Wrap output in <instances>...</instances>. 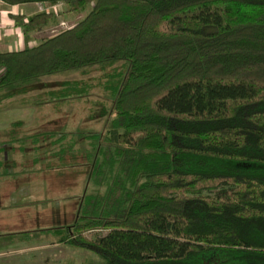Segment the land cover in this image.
<instances>
[{"label": "trees", "instance_id": "trees-1", "mask_svg": "<svg viewBox=\"0 0 264 264\" xmlns=\"http://www.w3.org/2000/svg\"><path fill=\"white\" fill-rule=\"evenodd\" d=\"M1 1L91 8L0 52V108L42 76L120 63L103 85L111 118L85 150L95 191L58 242L94 253L86 264H264V0ZM56 16L10 17L28 39Z\"/></svg>", "mask_w": 264, "mask_h": 264}, {"label": "rangeland", "instance_id": "rangeland-1", "mask_svg": "<svg viewBox=\"0 0 264 264\" xmlns=\"http://www.w3.org/2000/svg\"><path fill=\"white\" fill-rule=\"evenodd\" d=\"M61 7L56 22L38 31L36 37L43 39L73 25L87 13L91 4L73 16H66L64 6ZM113 67L93 66L42 76L12 102L10 100L11 103L4 102L10 104L0 108V147H4V152L0 153V181L16 176L14 197L7 203L12 224L0 229V249L43 246L29 252L15 251L10 263L86 264L96 258L88 250L59 243L54 229L73 225L85 194L95 191L89 179L85 150L91 147L88 137L104 133L111 118L112 96L103 85L107 75L120 68V63ZM64 81L85 83L88 91L79 97H61L58 90ZM102 112H106L105 117H101ZM15 193L28 195L15 198ZM20 205L25 206L26 211H18ZM105 233V230H92L85 235L96 238Z\"/></svg>", "mask_w": 264, "mask_h": 264}, {"label": "crops", "instance_id": "crops-1", "mask_svg": "<svg viewBox=\"0 0 264 264\" xmlns=\"http://www.w3.org/2000/svg\"><path fill=\"white\" fill-rule=\"evenodd\" d=\"M61 6H64L63 3H59L53 7L46 8L43 4L41 3H24V4H17V5H8L0 0V52H8V51H16V50H21L26 47H31L37 43L40 42L41 39L39 37H36L39 32H42L46 28H43L42 30L34 31L33 33H30L29 38L26 39L21 28L18 26H15L13 19L10 17L12 14L14 15H24L25 19H28L31 15L39 13L41 11L45 10H51L55 12L56 14L58 11H60L59 8H63ZM65 8V6H64ZM58 15V14H57ZM67 16V15H66ZM60 18V17H59ZM61 23H63L61 21ZM65 23H63L64 25ZM59 25L60 22H59ZM71 26V25H70ZM35 34V35H34ZM3 69L0 67V74L2 73ZM15 97L9 99L8 101L12 102V100ZM8 102V103H9ZM10 102V103H11ZM7 103V104H8ZM9 103V104H10ZM3 104V107H5ZM17 124L21 125L22 122H16ZM15 123V124H16ZM8 129V128H7ZM11 129V128H10ZM7 132L10 130H6ZM4 152V147H0V153ZM7 159V158H6ZM1 160H0V165H1ZM19 165L15 166V169H18ZM20 171H17L19 173ZM16 177V176H15ZM15 177H8L4 178L3 180L0 181V229H7L6 227L8 224H12V221L9 220V215L7 214L8 212V199L11 197H14V184H15ZM39 187V186H37ZM36 188V186H34ZM37 193L38 191L35 190ZM28 195L25 193H15V198H18L20 196ZM18 211L21 213L23 211H26L25 206L20 205ZM23 210V211H22ZM5 214L7 217H3L2 215ZM21 218V215H19ZM11 219V217H10ZM7 232V231H6ZM55 243V242H54ZM57 244V243H55ZM59 244V243H58ZM42 246V244H33L32 246H26V247H20L16 250L10 249L9 251L1 250L0 249V264H13L10 263V260L14 259L15 255H11L12 253H15V251L22 252L24 250L33 251V250H39ZM17 255V254H16ZM20 256V255H19Z\"/></svg>", "mask_w": 264, "mask_h": 264}]
</instances>
